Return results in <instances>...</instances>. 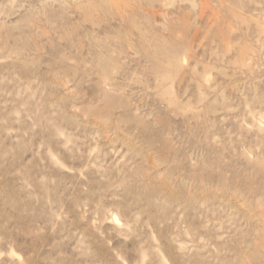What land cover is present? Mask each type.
<instances>
[{
	"label": "rangeland",
	"instance_id": "1",
	"mask_svg": "<svg viewBox=\"0 0 264 264\" xmlns=\"http://www.w3.org/2000/svg\"><path fill=\"white\" fill-rule=\"evenodd\" d=\"M0 264H264V0H0Z\"/></svg>",
	"mask_w": 264,
	"mask_h": 264
},
{
	"label": "bare ground",
	"instance_id": "2",
	"mask_svg": "<svg viewBox=\"0 0 264 264\" xmlns=\"http://www.w3.org/2000/svg\"><path fill=\"white\" fill-rule=\"evenodd\" d=\"M114 220H115V221H117V219H116V218H114Z\"/></svg>",
	"mask_w": 264,
	"mask_h": 264
}]
</instances>
